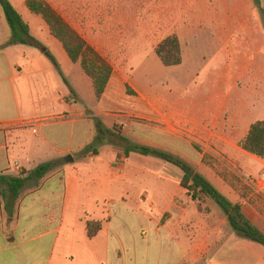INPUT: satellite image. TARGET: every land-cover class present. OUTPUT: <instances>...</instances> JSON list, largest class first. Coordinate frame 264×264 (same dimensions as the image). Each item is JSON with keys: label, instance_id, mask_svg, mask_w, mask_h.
I'll return each instance as SVG.
<instances>
[{"label": "crops", "instance_id": "1", "mask_svg": "<svg viewBox=\"0 0 264 264\" xmlns=\"http://www.w3.org/2000/svg\"><path fill=\"white\" fill-rule=\"evenodd\" d=\"M9 1L42 48L5 46L11 31L0 7V176L18 177L48 162L55 167L39 184L27 183L17 197L0 184L5 191L0 198V264H264V246L240 237L214 200H193L174 166L137 153L126 157L122 148L110 144L102 145L98 155L84 153L97 134L95 118L124 136L134 126L129 132L140 144L190 164L264 235V159L240 147L251 126L264 120L257 103L264 97V22L254 0H186L174 30L163 40L177 37L183 57L188 40L213 45L216 55L202 77L213 76L230 87L199 112L182 113L169 105L172 112L166 116L136 90L146 110H134V116L166 119L168 131L176 130L171 121L182 127L183 135L150 129L159 136L136 131L143 127L137 117L127 124L130 115L119 116L107 103L113 83L121 89L114 72L97 99L92 79L71 61L43 18L28 14L27 0ZM219 57L223 69L213 71ZM38 120L46 121L19 126ZM191 137L203 152H196ZM240 153L260 159L246 163L247 168L262 167L255 184L249 174L220 176L207 164L208 155L221 162L222 154L238 163ZM70 156L73 161H67ZM88 220L102 222L94 238L87 236Z\"/></svg>", "mask_w": 264, "mask_h": 264}, {"label": "rangeland", "instance_id": "2", "mask_svg": "<svg viewBox=\"0 0 264 264\" xmlns=\"http://www.w3.org/2000/svg\"><path fill=\"white\" fill-rule=\"evenodd\" d=\"M49 2L112 66L114 80L116 82L120 80L121 89L118 83H113L107 96V103L119 113V116L125 113L130 117H137L143 127H137L136 131L142 134L159 136L150 130L152 128L164 134L170 132L183 135V132L182 127H178L174 121H171V124L173 122L176 130L168 131L166 119L152 123L149 118L134 116V110L141 112L146 110L144 104L136 97L138 96L136 90L146 95L166 116L172 112L170 106L176 107L177 111L182 113L199 112L214 102L216 93H225L230 87L218 83L213 76L208 80L202 77L201 73L206 70V65L210 64V59L216 55V49L199 38L184 43L183 65L165 67L158 58L156 48L174 30L186 0H49ZM19 9L23 11L22 8ZM26 9L29 10L27 7ZM28 14L32 15L30 11ZM39 31L34 29L37 35L40 34ZM213 61L215 65L213 71H221L224 59L219 57ZM69 77L74 81L72 74H69ZM124 80L127 84L123 83ZM242 87L239 86V89H243ZM82 93L85 98L88 97V91L84 90ZM257 103L258 108L264 112V97H260ZM130 120L133 118L127 119L126 123L130 124ZM132 128L125 131V135L139 143L140 140L129 132ZM188 140L196 152L204 151L202 145L192 137ZM176 143L180 147L183 146ZM221 157L223 161L218 162L208 155L207 164L217 175L249 174L254 180L253 184L256 183L255 178L262 171V167L260 170L255 168L256 166L251 169L246 167V163H256L260 159L240 153L237 155L238 163H230L226 155L222 154ZM176 170L180 171L177 168Z\"/></svg>", "mask_w": 264, "mask_h": 264}, {"label": "trees", "instance_id": "3", "mask_svg": "<svg viewBox=\"0 0 264 264\" xmlns=\"http://www.w3.org/2000/svg\"><path fill=\"white\" fill-rule=\"evenodd\" d=\"M254 2L264 22L262 1L254 0ZM26 6L32 14L43 18L49 27L51 35L62 44L71 61L79 64L83 72L92 79L96 97L97 99H101L113 75L112 66L46 1L27 0ZM0 7L11 31L10 39L5 46L28 45L38 49L42 48V45L31 36L29 25L23 20L20 13L9 0H0ZM156 54L165 67L180 66L183 62L181 43L175 36L168 37L160 42L156 48ZM46 55L61 73L60 65L55 57L48 51ZM64 81L69 85L65 78ZM70 92L72 96L75 95L72 89ZM94 123L97 134L94 142L84 149L85 154L92 152L98 155L99 148L102 145L110 144L122 148L126 157H129L132 153H137L142 156L158 158L176 167L182 173V188L187 190L193 200H199L202 197L214 200L227 215L230 227L240 237L250 239L264 246V235L244 217L240 206L230 202L228 198L190 164L166 151L137 144L115 128L108 129L98 118L94 119ZM240 147L248 154L264 159V120L257 121L251 126L249 133L241 141ZM54 167L55 162H48L39 165L32 171L22 172L18 177L7 179L0 176V184L6 183L10 194L17 197L19 191L27 183L34 182L39 184ZM4 196L5 191L0 187V198ZM101 229L102 222L92 220L86 222L87 236L89 238L96 237Z\"/></svg>", "mask_w": 264, "mask_h": 264}, {"label": "built area", "instance_id": "4", "mask_svg": "<svg viewBox=\"0 0 264 264\" xmlns=\"http://www.w3.org/2000/svg\"><path fill=\"white\" fill-rule=\"evenodd\" d=\"M122 116V115H120ZM134 119V117H129V119ZM136 118V117H135ZM46 120H38V121H25V122H22L21 124H19V126H34V125H38V124H41L43 122H45ZM262 180L264 181V173L262 174L261 176Z\"/></svg>", "mask_w": 264, "mask_h": 264}, {"label": "water", "instance_id": "5", "mask_svg": "<svg viewBox=\"0 0 264 264\" xmlns=\"http://www.w3.org/2000/svg\"><path fill=\"white\" fill-rule=\"evenodd\" d=\"M67 161H73L72 157L70 156Z\"/></svg>", "mask_w": 264, "mask_h": 264}]
</instances>
